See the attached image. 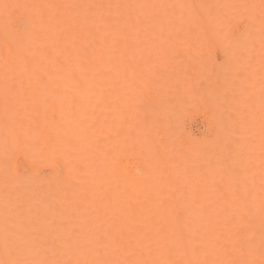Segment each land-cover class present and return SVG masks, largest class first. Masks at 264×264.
Instances as JSON below:
<instances>
[{
	"label": "bare ground",
	"instance_id": "1",
	"mask_svg": "<svg viewBox=\"0 0 264 264\" xmlns=\"http://www.w3.org/2000/svg\"><path fill=\"white\" fill-rule=\"evenodd\" d=\"M198 95L210 134L193 143L178 121ZM12 124L63 175H18ZM46 245L264 264V0H0V264H61Z\"/></svg>",
	"mask_w": 264,
	"mask_h": 264
},
{
	"label": "rangeland",
	"instance_id": "2",
	"mask_svg": "<svg viewBox=\"0 0 264 264\" xmlns=\"http://www.w3.org/2000/svg\"><path fill=\"white\" fill-rule=\"evenodd\" d=\"M144 5V3H143ZM145 9L142 8L141 12H143ZM155 9L154 11H156ZM171 17H167V20H171ZM142 22L144 24V28H147L149 24H146V18L142 19ZM155 34H149V40L146 41L148 46H152L154 44H157L156 40H152L151 36H155ZM149 51V49H148ZM154 51L149 52L150 58L152 60V64H156L157 67L153 70L157 73H165V65L161 64L153 54ZM182 53H180L178 59H182ZM209 59L216 64V67H219L221 71H224V68L226 66L225 61V55L222 52V50L216 49L210 54ZM178 88V87H177ZM184 101H186V104L184 107L180 110V120L178 123H181L183 134L187 141L193 142V143H200L204 137L209 136L210 130L208 127V117L209 112L206 110L207 106L205 105L204 99L200 98L198 95L197 98H193L192 100H189L188 97H184ZM210 105V102H208ZM220 106H224V102L220 104ZM164 107V106H162ZM166 110V109H165ZM173 111L179 112L178 108L173 109ZM228 112L227 110H225ZM229 113V112H228ZM24 125V124H23ZM14 128H16V140L20 142L21 144L24 143L23 146L30 147L28 149H20L18 146H14L12 148H9V158L12 159L10 161L11 166L14 167L18 173V175H21L23 178L28 179L33 169H39L41 171V176L44 177L45 180L51 179L52 174L56 172V175H63V163L62 159L64 158L67 162L69 159H67L64 155H53L51 159H49L47 162L39 161L38 158L34 160V162L29 161L28 156L30 154H33V146L29 145L26 138L22 133H20L19 128H17L19 125L12 124ZM12 137V136H11ZM9 141V139H8ZM10 142V141H9ZM40 140H36V144H39ZM9 145H13L11 142ZM61 154V153H60ZM38 160V161H37ZM73 172H76L77 165H72L70 167ZM83 169V166L81 170ZM67 175H69L67 173ZM70 178L71 183H76V179L72 176H68ZM70 183V184H71ZM156 246V245H155ZM154 245H46V260L52 259V254L55 253L56 258L60 259L61 264H151L150 260L154 259L157 260V257L159 252L164 254L162 257L166 262V256L170 257L172 255V258L178 256V254L182 253H189L191 251L189 245H157L161 248V251H159V247L156 246L157 249H155ZM169 247V248H168ZM181 247V248H180ZM154 250L152 251V249ZM177 248L176 250H174ZM168 251H167V250ZM149 250V251H148ZM157 251V254H152L151 252ZM159 251V252H158ZM192 255H197V257L193 261L200 260L199 252L193 250ZM149 255H148V253ZM168 253V254H167ZM160 254V253H159ZM146 255V257H145ZM174 255V256H173ZM191 255V256H192ZM160 256V255H159ZM136 257V258H135ZM144 257V258H143ZM167 259L169 260V258ZM140 258L143 262H141ZM170 258L171 260H173ZM135 259V260H133ZM161 259V257L159 258ZM140 260V262H139ZM167 260V261H168ZM169 260V261H171ZM169 261L167 264H169ZM134 262V263H133Z\"/></svg>",
	"mask_w": 264,
	"mask_h": 264
}]
</instances>
